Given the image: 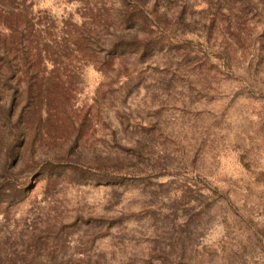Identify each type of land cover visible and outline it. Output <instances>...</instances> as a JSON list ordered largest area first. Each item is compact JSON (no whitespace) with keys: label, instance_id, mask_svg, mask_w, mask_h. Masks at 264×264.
Listing matches in <instances>:
<instances>
[{"label":"rangeland","instance_id":"obj_1","mask_svg":"<svg viewBox=\"0 0 264 264\" xmlns=\"http://www.w3.org/2000/svg\"><path fill=\"white\" fill-rule=\"evenodd\" d=\"M183 1L160 5L150 31L168 35L150 53L102 45L93 61L75 35L101 30L109 4L92 24L90 0H0V13L30 6L40 77L57 63L72 81L53 134L33 132L16 159L0 108V240L20 250L38 235L37 264H264V1L238 30L211 8V31L174 18ZM209 1L191 0L195 19ZM107 23L108 37L136 32ZM14 92L0 86V107L16 96L19 116Z\"/></svg>","mask_w":264,"mask_h":264},{"label":"trees","instance_id":"obj_2","mask_svg":"<svg viewBox=\"0 0 264 264\" xmlns=\"http://www.w3.org/2000/svg\"><path fill=\"white\" fill-rule=\"evenodd\" d=\"M90 1L94 2V6L90 9L89 6L87 7L93 15L92 24L98 22L101 10L106 5H110L106 9L109 17L106 16L103 23L99 22L103 24L101 30L97 26L90 29H79L75 35V44L80 50L83 42L91 45L92 53L89 57L93 61H96L98 54L95 50L96 47L111 44L117 51H120V58L122 59L128 49H131V53L143 57L151 52L155 44H163L168 35V30L163 28L159 29L161 36L154 37V32L150 31V24L154 21L157 23L155 18L159 19L161 4L165 7L162 15L168 16L166 9L170 0ZM190 2L191 0L181 2V10L174 14V18L188 27L199 24L204 31H211L217 23L218 18L215 15L213 18L210 17L211 8H214L217 15L224 17L227 22L228 19L233 21L234 30H238L241 26L242 15L236 16V14L242 13L249 3L252 6L251 0H212L208 2L210 8L202 12V19L197 20L195 19L196 12L192 13L193 5ZM237 3L241 4L240 9H237ZM21 7L11 10L5 9L0 13V86L4 89L14 88V93L18 94V103L25 102V111L19 116L16 115L15 110L16 96L13 97L8 106L0 107L3 113L4 130H8L13 138L7 151L8 160L16 159L19 156L18 147L28 145L31 142L33 132L43 135L53 134L48 127L50 125L58 126L59 122L62 121V114L66 112L64 107L69 106L70 94L72 93L71 79L69 77L63 78L60 74L61 71L65 70L61 64L52 65L53 68L47 78L40 77V72H45L47 65L43 64L44 62L41 60L42 53L34 52L33 45L26 39L25 35V31L38 30L28 20L30 6L26 7L23 3ZM108 21H116L120 30L128 26L136 29L133 38L127 40L125 31H120L118 34H114L113 31L109 37L106 36L105 31H108L110 27ZM230 25L232 26L231 22L228 26ZM108 56L101 63L102 66L115 64V55L109 52ZM94 64L97 66V63ZM13 80L17 82V85H12ZM73 144L76 147L80 146L78 135L74 138ZM7 209L0 207V213L1 210L7 211ZM10 242V237L6 238L5 241L0 240V264H31L32 258L34 264H37L35 261L38 254L46 248L45 243H41L38 235H34L32 240L23 245L20 250Z\"/></svg>","mask_w":264,"mask_h":264}]
</instances>
